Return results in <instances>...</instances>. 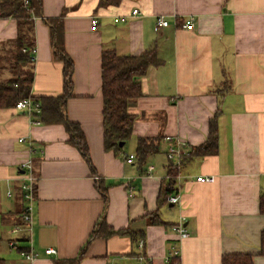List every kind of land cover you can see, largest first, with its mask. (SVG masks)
I'll list each match as a JSON object with an SVG mask.
<instances>
[{
	"label": "crops",
	"instance_id": "1",
	"mask_svg": "<svg viewBox=\"0 0 264 264\" xmlns=\"http://www.w3.org/2000/svg\"><path fill=\"white\" fill-rule=\"evenodd\" d=\"M100 2L42 0L43 18L34 25L32 96L63 92V66L54 59L46 20L64 14L65 48L74 63L65 112L80 125L91 163L69 142L63 125L37 124L38 118L15 107L0 109V258L5 264L75 259L104 219L117 231L130 229L144 238L95 239L80 264H141L140 256L145 264H169L175 249L180 264H222L225 255L240 254L264 264V0ZM160 18L169 26L158 27ZM190 18L192 30L184 27ZM17 35L15 19H0V81L13 76L8 59ZM151 48L162 64L140 79L143 95L129 107L136 116L133 135L125 152L106 151L103 51L136 56ZM214 119L216 153L182 163L172 192L180 202L159 205L170 170L165 137L185 141L189 155L208 141ZM140 138L159 140L158 153L143 167L136 159ZM130 155L135 159L128 163ZM29 159L37 178L30 225L18 169ZM150 166L155 169L148 176ZM199 176L216 180L199 183ZM155 212L166 225L149 223L147 215ZM180 222L189 233L185 239L171 230ZM15 228L21 231L12 233ZM24 248L37 257L27 260ZM47 249L56 253L47 255Z\"/></svg>",
	"mask_w": 264,
	"mask_h": 264
},
{
	"label": "trees",
	"instance_id": "2",
	"mask_svg": "<svg viewBox=\"0 0 264 264\" xmlns=\"http://www.w3.org/2000/svg\"><path fill=\"white\" fill-rule=\"evenodd\" d=\"M0 0V19L13 18L18 24L17 38L10 43L11 55L8 66L13 76L0 81V109L16 108V104L26 98H33L40 104V112L34 116L37 121L45 125L61 124L69 133V142L76 146L89 163L90 155L86 138L79 124L70 121L65 112L67 100L73 96L74 63L65 48V26L62 14L58 18L47 19L46 24L50 29L51 46L55 61L63 66L64 89L60 95L32 96L34 80L32 49L34 45V25L36 19L43 18L42 0ZM118 4L119 0H101L100 5ZM162 64L155 48L145 50L139 55L119 56L113 51L105 50L102 54V95H103V130L104 146L106 151L121 152L125 144L131 139L136 122V116L129 111L130 105L140 98L142 94L141 77L150 67ZM218 140L217 123L210 122L208 141L201 147L194 148L189 155L182 159V163L195 156H206L216 153ZM123 143L124 146L120 147ZM159 140L140 138L137 144L136 159L139 167L145 166L148 158L158 153ZM170 166V165H169ZM169 181L166 189L160 196L159 205L166 203L167 197L172 194L178 178V171L170 166ZM106 199V195H104ZM260 212L264 215V193L260 196ZM149 223L154 226L166 225L158 212L147 215ZM129 236L134 241L144 238L130 229L115 230L105 220L96 225L89 240L107 239L112 236ZM138 236V237H137ZM22 242H27L28 237L23 236ZM261 254L264 255V232L261 237ZM79 256L71 260H59L55 264H80L83 260L88 245ZM27 253L26 249H22ZM24 253V254H25ZM0 264H5L0 258ZM169 264H180L178 259L169 260ZM222 264H253V256L225 255Z\"/></svg>",
	"mask_w": 264,
	"mask_h": 264
},
{
	"label": "built area",
	"instance_id": "3",
	"mask_svg": "<svg viewBox=\"0 0 264 264\" xmlns=\"http://www.w3.org/2000/svg\"><path fill=\"white\" fill-rule=\"evenodd\" d=\"M25 3L28 4V1L25 0ZM138 10H134L132 12V15H137ZM116 22H126V17H117L115 19ZM158 27H168L169 22L164 19H158ZM186 29L192 30L194 28V19L190 18L184 25ZM93 29H96V21L93 20ZM36 53V48L32 49V60H34V56ZM16 109L20 111H24L26 114L29 116H34L36 113L40 112V104L35 101L33 98H26L22 101H19L16 104ZM37 124H40L39 121L35 122ZM165 140L169 143V147L166 153L167 159L169 161V165L172 166L174 169H179L181 164H182V159L188 155V152L186 151L188 148V144L179 139V138H174L172 136H166ZM25 138H20L19 143H24ZM135 159L134 155L127 156L126 161L128 163L133 162ZM19 172L23 173L24 175V180L25 183L21 185V192L23 193V196L27 201L29 202V206L26 208L25 215H24V220L29 223H31L32 220V209H33V202H34V196H35V184L37 182V178L35 176V170H34V163L31 159L23 161L19 164ZM154 167L150 166L147 169V174L148 176H151L154 171ZM197 182L199 183H214L215 182V177L213 176H199L197 179ZM10 194V192H9ZM167 203L176 205L180 202V195L179 194H171L167 197ZM171 230L176 233L181 239H185L189 236L188 230L184 226L183 222H180L179 224L171 226ZM21 230L19 228H15L12 230V233H18ZM13 244V243H11ZM145 246L144 240H140L138 247L141 251H143ZM56 251L54 249H47L46 254L47 255H52L55 254ZM26 259L29 261H33L37 255H35L33 252L30 253H25L24 254ZM178 250L175 249L172 256L169 258L171 259H177L178 258ZM145 257L140 256L139 259L141 261V264H145Z\"/></svg>",
	"mask_w": 264,
	"mask_h": 264
},
{
	"label": "water",
	"instance_id": "4",
	"mask_svg": "<svg viewBox=\"0 0 264 264\" xmlns=\"http://www.w3.org/2000/svg\"><path fill=\"white\" fill-rule=\"evenodd\" d=\"M123 146H124V144H123V143H121V144H120V147H123Z\"/></svg>",
	"mask_w": 264,
	"mask_h": 264
},
{
	"label": "rangeland",
	"instance_id": "5",
	"mask_svg": "<svg viewBox=\"0 0 264 264\" xmlns=\"http://www.w3.org/2000/svg\"><path fill=\"white\" fill-rule=\"evenodd\" d=\"M122 151H124V152H125V149L123 148V149H122Z\"/></svg>",
	"mask_w": 264,
	"mask_h": 264
}]
</instances>
